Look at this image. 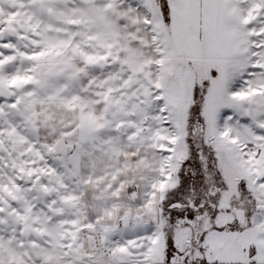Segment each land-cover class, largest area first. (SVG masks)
<instances>
[{
	"label": "snow or ice",
	"instance_id": "snow-or-ice-1",
	"mask_svg": "<svg viewBox=\"0 0 264 264\" xmlns=\"http://www.w3.org/2000/svg\"><path fill=\"white\" fill-rule=\"evenodd\" d=\"M0 264H264V0H0Z\"/></svg>",
	"mask_w": 264,
	"mask_h": 264
}]
</instances>
